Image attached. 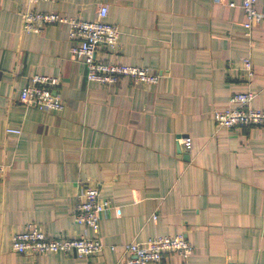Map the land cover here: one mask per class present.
Listing matches in <instances>:
<instances>
[{"label": "crops", "instance_id": "obj_1", "mask_svg": "<svg viewBox=\"0 0 264 264\" xmlns=\"http://www.w3.org/2000/svg\"><path fill=\"white\" fill-rule=\"evenodd\" d=\"M100 4L120 49L97 58L146 68L157 84L87 82L67 24L22 30L27 6L93 21ZM245 22L242 0H0V264H124V245L178 234L192 246L188 264H264V126L213 121L237 93H253L250 108L264 110V21ZM37 74L59 78L61 111L20 103ZM81 186L111 202L98 254L11 250L27 224L49 237L83 235L72 218Z\"/></svg>", "mask_w": 264, "mask_h": 264}, {"label": "built area", "instance_id": "obj_2", "mask_svg": "<svg viewBox=\"0 0 264 264\" xmlns=\"http://www.w3.org/2000/svg\"><path fill=\"white\" fill-rule=\"evenodd\" d=\"M43 0H27V3H37ZM55 2L56 0H44ZM215 2L219 0H213ZM257 0H242L246 22L244 27L249 30L253 23L264 21V8L256 10ZM232 5V4H231ZM107 8L100 4L96 18L93 21H83L78 18H67L55 12L40 13L32 11L28 6L22 11V30L40 34L46 25L67 24L69 39L74 42L70 53L75 61L85 65L87 82L104 86L115 85L120 78H127L130 84L155 85L158 76L150 74L146 68L113 64L97 58L100 52L115 54L120 49L119 32L116 26L105 22ZM244 70L250 77L253 75V65L249 57L242 59ZM59 78L37 74L31 77L19 94V101L25 106H31L40 111H61L63 106L58 94ZM254 99L251 92L233 94L231 102L233 109L215 111L214 125L217 128L262 127L264 126V110L250 108ZM7 134L19 135V129H6ZM186 150L191 147L190 138L182 140ZM111 202L100 196L96 189L81 186L76 195V203L72 210L73 222L84 227V234L78 238L49 237L37 226L27 224L24 229L15 234L11 240V250L19 255L42 256L51 253H61L64 256L71 252L82 259L98 254L104 245L98 236L99 222L103 215L109 212ZM156 216L153 215L152 219ZM87 231L93 236H87ZM114 250V246L110 247ZM127 255L124 264H188L192 246L183 234L175 236H157L149 238L144 243H129L123 246ZM178 258L174 263L170 258Z\"/></svg>", "mask_w": 264, "mask_h": 264}]
</instances>
